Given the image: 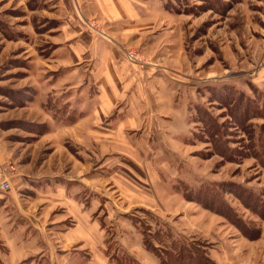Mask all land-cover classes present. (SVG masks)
<instances>
[{"label": "rangeland", "instance_id": "obj_1", "mask_svg": "<svg viewBox=\"0 0 264 264\" xmlns=\"http://www.w3.org/2000/svg\"><path fill=\"white\" fill-rule=\"evenodd\" d=\"M123 4V16L116 17L94 3L80 9L76 0H0V150L9 179L0 193L56 236L72 225L63 206L34 194L24 197L20 186L65 183L68 195L85 199L88 180L98 188L100 230L107 232L105 246L112 253L143 248L141 231L147 229V235L161 231L209 245L221 264H264L263 206L250 210L238 190L264 200V167L249 149L250 129L236 127L232 102L221 98L245 94L263 113L248 124L253 132L263 126L264 0ZM70 14L94 41L113 45L118 63L126 64L115 69H123L124 93L114 111L99 114L102 128L73 127L91 116L88 97L99 102L102 91L93 64L80 70L64 61L70 54L58 52L66 42L59 37L61 22L72 20ZM134 89L138 104L130 101ZM120 101L131 106L129 114L118 112ZM127 117L135 119L133 127L117 143L118 122ZM210 117L222 126L233 159L216 149L207 130ZM87 131L98 132L97 144L78 142ZM219 186L233 216L202 206L194 192L185 195ZM241 219L245 229L236 221ZM55 238L50 243L60 252L64 244ZM57 251L53 264H68Z\"/></svg>", "mask_w": 264, "mask_h": 264}, {"label": "crops", "instance_id": "obj_2", "mask_svg": "<svg viewBox=\"0 0 264 264\" xmlns=\"http://www.w3.org/2000/svg\"><path fill=\"white\" fill-rule=\"evenodd\" d=\"M76 2L79 4L80 9H82V3L87 4L88 8L94 3L97 7H100L102 11L105 10L106 12H110L112 16L121 17L124 14L123 0H76ZM66 10L72 13L68 6ZM70 16L72 20L68 19L61 22L63 27L60 28L59 37L61 39L64 37L66 42L61 45L58 52L70 54L72 59L66 57L64 61L69 59L68 61L72 63L71 65L78 67L80 70V66L93 64L91 73L92 75H100V78H98L100 81V90L102 91V97L99 102L96 98L94 102L92 97H88L85 104L90 103L92 106L89 109H85L87 114L89 111L91 116L85 117L73 127H83L87 125L90 127V130L93 128H102L104 124L100 125L99 114L106 115L107 112L114 111L117 106L113 107L112 105L117 103V96L119 95L120 97L124 93V89H120L123 80V69L122 73L116 72L115 69L117 67L122 68L120 65L126 66V64L123 62L118 63L121 55L116 53L117 50L113 45L111 46L109 42L104 40L94 41L90 34L83 31L81 24L77 23L73 14H70ZM64 28L68 29L63 32ZM58 59H61V57ZM119 62H121V58ZM132 75H137V73H133ZM134 80H136V78H132L130 82ZM129 89L131 88L129 87L127 90ZM137 91H140V88H138ZM137 91L133 93L135 96L133 99H130V101L138 104L139 97L136 95ZM82 93L81 91L80 94L82 95ZM117 105L120 106L118 108L119 113L126 112L129 114V105L127 102L120 101ZM133 116H135L134 112ZM134 120V118L131 119L127 117L124 122H118V129L120 130L117 136L114 137L117 143L122 142V140L124 142V134L128 128L133 127L132 122ZM106 127L108 128V123ZM82 133L86 136V140L80 137L81 140L78 141L80 144L85 142V145H95L97 141H99L97 137L98 132H96V134H93L92 131L91 133L88 131ZM93 135H95L94 138ZM88 136L90 140H87ZM127 142H129V140ZM5 160V156L0 150V167H2ZM80 173V176H84ZM158 182H160V180H158ZM85 184L86 194H89L85 199L79 197V193H71V195H68V193L71 192V188L68 190L65 183H62V185L53 182L45 184L34 183L26 186L28 188L20 186L19 190H23L22 192L25 194L24 197L34 194L38 199L42 198L48 201V203L55 202L63 206L66 219L72 221V225L58 232L56 236H53L51 229L47 234L43 228V224L35 221L28 213L22 210V208H19L8 194L3 195L0 193V264H32V262H34L32 259L36 257L41 259L39 261L40 264H53V255H55L57 249L55 250V247H53L50 242L54 240V237H56L55 239L57 241L63 242L64 247L60 249V252L57 251V253L66 257L67 259L65 260L68 264H109L105 254V245L108 239L107 232L100 230V204H98L96 194L98 193V188H93L91 182L88 180L85 181ZM79 198L85 202H80ZM23 200L24 199H22V201ZM33 210L35 211L34 208ZM128 213L129 212H125L124 215ZM128 215H126L127 218ZM43 223L49 226L53 224L48 220L43 221ZM79 243L85 248L82 246H80L79 249L76 248L77 244L79 247ZM127 250L129 251L128 253L141 264H160L158 258L147 251L145 247L128 248ZM121 251L122 250H120V252ZM211 257L218 264H221L216 260L217 258L214 253H211ZM30 259L32 261H29Z\"/></svg>", "mask_w": 264, "mask_h": 264}, {"label": "trees", "instance_id": "obj_3", "mask_svg": "<svg viewBox=\"0 0 264 264\" xmlns=\"http://www.w3.org/2000/svg\"><path fill=\"white\" fill-rule=\"evenodd\" d=\"M224 96V94L221 95V98H224L226 101H231L233 104L234 113H232V116L234 117V124L236 127L246 131L250 129L248 131V136L251 142L249 149L252 150L253 156H255V158L264 167V132L261 131L264 129V124L260 127L258 132H253L252 130L254 125L248 124L252 119L263 117V113L261 112L262 110L257 108V106L251 102V99L246 98L245 94L243 93L230 92L229 95L225 97ZM229 106H231V103ZM208 122L210 125L207 126V130L210 135L212 134V136H214L212 140L214 141V144L217 143L216 149L219 150L220 154L224 158H232L233 155L228 154L231 152L227 147L228 142L224 138L222 126L211 117L209 118ZM219 190L220 186L218 189L212 187L204 189L201 188L197 192L196 190H191L185 195H192V192H194V194L196 193V199H193L198 203L200 202L202 206L211 209L214 212L232 213L233 216L235 213H233L232 208L224 200ZM238 190L240 192L239 195L242 197V201H244L245 205L250 210L253 208L256 209L260 204L264 207V200L261 197L255 196L252 192H247L246 188L242 189L238 187ZM263 207L261 208L262 211L259 215L264 218ZM145 213L149 212L146 211ZM236 221H238V225H240L242 229H245L247 226L245 225L247 223L242 219ZM139 225L143 227L142 223ZM141 233L143 235V244L145 249L155 255L158 258L160 264H218L212 259L209 253V245H203V243L201 245L196 243L194 240L187 241L181 238L178 239L172 233H166L165 235H162L161 231H158L155 234L149 231V235H147V229H143ZM105 254L108 258L109 264H141L127 252L120 254L113 251L112 253L109 249V244L105 250Z\"/></svg>", "mask_w": 264, "mask_h": 264}, {"label": "built area", "instance_id": "obj_4", "mask_svg": "<svg viewBox=\"0 0 264 264\" xmlns=\"http://www.w3.org/2000/svg\"><path fill=\"white\" fill-rule=\"evenodd\" d=\"M130 59L133 58V56H130ZM8 169L4 167H0V187L1 188H9V179H8Z\"/></svg>", "mask_w": 264, "mask_h": 264}]
</instances>
